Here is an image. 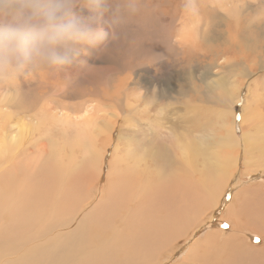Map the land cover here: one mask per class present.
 I'll return each instance as SVG.
<instances>
[{
    "label": "bare ground",
    "instance_id": "1",
    "mask_svg": "<svg viewBox=\"0 0 264 264\" xmlns=\"http://www.w3.org/2000/svg\"><path fill=\"white\" fill-rule=\"evenodd\" d=\"M236 6L230 9L229 0L222 3L220 9L225 15L232 13L239 17L241 14ZM185 18L178 19L180 24ZM190 20L178 31L180 46L194 42ZM246 44L243 46L236 41L233 45L236 59L243 66L238 74L233 71V59L227 58L223 61L225 68H232V79L218 78L215 73L216 79L206 85L207 92L214 90L216 93V105L211 111L224 126L206 136L189 128L179 132L177 139L165 141L164 147L176 156L177 163L170 171H165L166 164L160 161V146L137 153L120 135L117 140L113 139L115 119L133 128L131 117L140 109L137 103L143 101L147 107L144 96H138L137 101L129 99L125 93L127 85L120 92L122 97L118 104L126 115L110 114L114 122L109 124L108 130V122L97 123L101 122L99 114L107 109L100 103L98 107L89 103L84 108L82 115L86 118L81 123L73 116H58L51 106L42 109L44 117L35 123V131L48 130V135L55 122L61 126L71 122L75 129L93 124L99 135H110L109 157H106L107 151L104 157L97 149L98 137L92 132L68 137L64 131L61 142L40 158L38 174H33L32 178L27 173L28 168L19 164L21 153H16L17 157L8 168L1 166L7 163L3 160L7 147L0 143V170L6 175L0 177V196L10 198L3 199L5 205L0 207V219L7 221L0 229V264H224L204 260L200 255L218 245L235 251L232 260H226L227 264H245L255 257L248 255L247 258L245 252L248 250L259 256L264 254V183H259L252 187L242 184L233 195L225 212L231 224L230 233L208 231L189 242L186 255L185 251L174 258L178 244L187 242L190 233L199 229L196 227L201 216L207 217L208 211L219 206L225 189L236 179L240 168L244 167V175L248 178L264 175V103L258 93L259 79L264 80V61H261L264 50L261 44L257 45L259 52L253 57L254 46ZM249 63L255 64L254 68L262 73L260 77L252 75ZM126 68L131 69V66ZM238 75L244 77L243 82L234 79ZM243 90L247 92L245 95ZM96 97L107 100L104 96ZM239 102L243 103L241 135L236 133L233 114L234 105ZM6 135L3 133L1 137L6 138ZM28 144L27 139L20 147ZM105 159L108 169L103 174ZM102 182L107 186L97 193L96 188ZM248 235L255 236L263 244L248 243ZM213 236L228 241L216 245L211 243ZM201 239H207L209 244L202 252H198V248L193 250Z\"/></svg>",
    "mask_w": 264,
    "mask_h": 264
},
{
    "label": "rangeland",
    "instance_id": "2",
    "mask_svg": "<svg viewBox=\"0 0 264 264\" xmlns=\"http://www.w3.org/2000/svg\"><path fill=\"white\" fill-rule=\"evenodd\" d=\"M226 1L229 0H201L198 15H184L182 0H139L135 12L128 10L127 0H108L107 8L98 20L109 37L114 30L117 31L118 40L109 39L106 43L95 47L85 46L80 55L69 65L32 71L18 77L14 84L0 81V143L3 142L7 147L6 154L3 155L5 158L3 159L2 156L7 163L1 166L8 168L10 166L8 164L17 157L16 153H21L19 164L28 168L27 173L34 178L33 174H38V161L41 157L47 156L50 148L56 147L61 142L64 131L68 137L92 132L95 138L98 137L97 149L101 150L104 157L107 151L106 157H109L112 150L108 141L110 135H99L93 124H83L75 129L71 122L62 126L55 122L50 126L48 135V130L35 131V123L42 121L45 114L43 110L50 106L58 116H73L74 120L81 123L86 118L82 115L84 108L89 103H95L97 107L100 103L107 109L104 114H99L101 117L98 120L101 122L97 121V123L102 125L103 121L108 122V130L109 124L114 122L110 114H122L123 117L126 115L123 107H119L118 104L122 97L120 92L127 85L125 93L128 94L129 99L131 97L137 101L138 96H144L143 100L145 99L147 107H144L143 101L141 104L137 103L140 109L131 117L133 128L120 121L121 119H118L119 121L115 119L113 139L117 140L120 135L123 142L127 141L137 153L160 146L158 152L161 156L160 161L166 164L164 170L173 169L177 163L176 156L164 147L165 141L171 138L177 139L179 132L183 133L189 128L206 136L216 128L224 126L211 111L216 105V96H214L216 93L214 90L207 92L206 85L210 80L216 79L215 73H218V78L224 77L229 81L234 75L233 71L238 74V70H241L242 62L237 61L233 48L236 41L243 46L245 43L254 46L253 57L259 52L257 45L261 44L264 50V0H230V9L235 8L238 3L236 1L242 2L236 6L241 14L239 17L232 13L225 15L220 9L221 4ZM218 3H221L219 7ZM75 11L84 17L92 15L83 3L78 5ZM182 16L186 18L182 19L180 24L178 19ZM189 19H191L189 27L195 33L192 36L194 42L180 46L178 31ZM116 20L119 21L118 24L113 23ZM250 21L253 22L251 25ZM227 58L233 59L231 64L233 71L232 68H225L224 61ZM261 61H264V53ZM249 64L252 75L257 76L256 78L260 77L262 73L254 68L255 64ZM128 66H131V69L126 68ZM243 78L238 75L234 79L240 83L243 82ZM259 81L261 87L258 93L262 96L261 102L264 103V80L261 81L260 78ZM242 88L243 86L240 90ZM246 93L245 90L242 91V94ZM96 96H104L107 100L98 99ZM234 106L236 133L241 135L240 115L243 103L239 102ZM262 106L264 110V104ZM110 108L113 111H110ZM3 133H7L6 138L1 137ZM27 139L29 144L21 148ZM106 159L103 162V174L108 169ZM244 172V167L239 169L236 179L225 189L219 206L214 208L216 211H208L207 217L201 216L196 227L199 229L190 233L187 242L178 244L179 249L174 258L185 251L186 255L191 244L189 242L199 239L208 231L219 230L224 234L231 232V224L227 221L225 212L233 195L239 191L242 184L252 187L264 183L263 173L258 177L248 178ZM169 175L172 173L169 172ZM0 177H6L4 171L0 170ZM106 186L105 182L99 184L96 188L97 193L98 189L101 192ZM2 196H0V207L5 205L4 200H10ZM6 224V219L4 221L0 219V229ZM220 239L216 236L210 238L211 243L215 242L216 245L228 241L224 237ZM208 242L207 239H201L193 250L198 248V252H202ZM247 242L257 246L263 244L255 236L249 235ZM221 247L218 245L210 248L200 255L204 260L227 264L226 260L231 261L235 251L228 246ZM245 255L247 258L248 255L255 256L246 260L245 264H264V254L259 256L248 250Z\"/></svg>",
    "mask_w": 264,
    "mask_h": 264
},
{
    "label": "clouds",
    "instance_id": "3",
    "mask_svg": "<svg viewBox=\"0 0 264 264\" xmlns=\"http://www.w3.org/2000/svg\"><path fill=\"white\" fill-rule=\"evenodd\" d=\"M82 3L92 15L76 13ZM138 3L127 0L128 10L137 11ZM182 3L185 15L199 14L201 0ZM107 5L108 0H0V81L14 84L32 71L69 65L85 46L118 40L119 33L109 37L98 20Z\"/></svg>",
    "mask_w": 264,
    "mask_h": 264
}]
</instances>
